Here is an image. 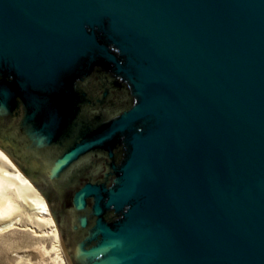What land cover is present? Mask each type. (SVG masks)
Listing matches in <instances>:
<instances>
[{"label":"water","instance_id":"water-1","mask_svg":"<svg viewBox=\"0 0 264 264\" xmlns=\"http://www.w3.org/2000/svg\"><path fill=\"white\" fill-rule=\"evenodd\" d=\"M0 148L69 264H264V0H0Z\"/></svg>","mask_w":264,"mask_h":264},{"label":"rangeland","instance_id":"rangeland-1","mask_svg":"<svg viewBox=\"0 0 264 264\" xmlns=\"http://www.w3.org/2000/svg\"><path fill=\"white\" fill-rule=\"evenodd\" d=\"M37 211L19 207L2 220L12 224L0 231V264H68L63 247L50 226L37 219Z\"/></svg>","mask_w":264,"mask_h":264},{"label":"bare ground","instance_id":"bare-ground-1","mask_svg":"<svg viewBox=\"0 0 264 264\" xmlns=\"http://www.w3.org/2000/svg\"><path fill=\"white\" fill-rule=\"evenodd\" d=\"M19 207L38 210L37 219L50 226L51 233L60 246L59 233L45 198L19 170L13 159L0 148V231L5 225L12 224V221L4 224L2 220L8 218Z\"/></svg>","mask_w":264,"mask_h":264},{"label":"flooded vegetation","instance_id":"flooded-vegetation-1","mask_svg":"<svg viewBox=\"0 0 264 264\" xmlns=\"http://www.w3.org/2000/svg\"><path fill=\"white\" fill-rule=\"evenodd\" d=\"M56 227H57V225H56ZM57 230H58V227H57ZM58 233H59V230H58ZM59 237H60V234H59ZM60 242H61V246L63 247V245H62V240H61V237H60ZM63 251H64V249H63ZM64 254H65V252H64ZM66 256V255H65ZM67 259V258H66ZM68 262V261H67ZM69 264V263H68Z\"/></svg>","mask_w":264,"mask_h":264}]
</instances>
